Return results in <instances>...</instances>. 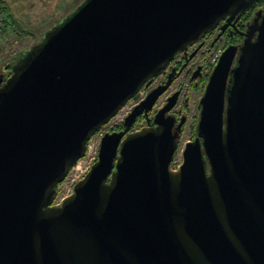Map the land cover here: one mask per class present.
I'll use <instances>...</instances> for the list:
<instances>
[{
    "label": "water",
    "instance_id": "water-1",
    "mask_svg": "<svg viewBox=\"0 0 264 264\" xmlns=\"http://www.w3.org/2000/svg\"><path fill=\"white\" fill-rule=\"evenodd\" d=\"M254 0H84L0 75V264H264V11L228 46L196 135L158 110L162 88L106 132L71 194L57 186L101 130L176 54ZM250 33V34H249ZM192 54L191 56H193ZM169 83V82H168Z\"/></svg>",
    "mask_w": 264,
    "mask_h": 264
},
{
    "label": "flooded vegetation",
    "instance_id": "flooded-vegetation-1",
    "mask_svg": "<svg viewBox=\"0 0 264 264\" xmlns=\"http://www.w3.org/2000/svg\"><path fill=\"white\" fill-rule=\"evenodd\" d=\"M260 2L261 0H254L250 7L240 10L233 18L229 19V16H227L226 18L222 19L216 28L207 32L199 42L189 45L186 49L177 53L173 61L160 75L151 78L141 88L139 92H142L143 97L135 105L134 103L132 104L131 109H129L127 115L124 117L123 122L118 124L117 127L110 132L124 130L126 127L124 124L125 119L132 112L134 107L146 100L152 91L162 88L168 84L163 89L162 93L156 98L151 109H149L147 112L145 109L140 111L128 132H133L146 126H154L153 119L158 110L164 107L176 92H179L176 103L168 114H172L175 117V126H177L182 120V117L185 116V121L180 132L181 137V135L185 132L186 124L189 120V111L191 105L190 94L191 92L197 90V88L203 89L204 92L211 71L218 61L217 59L215 63H211V55L215 54L218 50H220V54H222V52L228 46H236V57L234 59L233 65L236 64V61L240 55V48L244 44L246 38V33L251 31L253 40H255L257 37L258 31L255 29V26L257 21L260 20V11H264V2ZM192 54L194 55L191 56ZM0 75L6 79L10 75V70L4 68L0 71ZM139 92L133 98L137 97ZM202 94L203 93H201V96ZM200 98L197 104L198 119L200 114ZM131 100L132 99H130L128 103ZM197 122L195 123V131ZM194 137L195 136H193L191 139ZM95 159H98V155ZM181 162H179V164ZM179 164H177L176 167L173 166V168H177Z\"/></svg>",
    "mask_w": 264,
    "mask_h": 264
},
{
    "label": "rangeland",
    "instance_id": "rangeland-1",
    "mask_svg": "<svg viewBox=\"0 0 264 264\" xmlns=\"http://www.w3.org/2000/svg\"><path fill=\"white\" fill-rule=\"evenodd\" d=\"M11 10L12 17L2 14L4 31L0 34V71L13 60H21L24 51H28L34 44L39 43L45 33L57 23H60L70 12L79 6L84 0H4ZM4 67V68H3ZM203 93L198 89L190 94L189 120L185 132L181 135L179 148L176 151L173 166L176 167L182 161V151L185 143L195 136V123L197 122V104ZM139 97L132 100L96 132L90 139L84 157L78 162V168H72L66 179L60 183L56 202L73 191L74 184L83 177L97 158L101 138L106 132H110L122 123L132 104ZM77 169V170H76Z\"/></svg>",
    "mask_w": 264,
    "mask_h": 264
},
{
    "label": "built area",
    "instance_id": "built-area-1",
    "mask_svg": "<svg viewBox=\"0 0 264 264\" xmlns=\"http://www.w3.org/2000/svg\"><path fill=\"white\" fill-rule=\"evenodd\" d=\"M4 31V22H3V18H2V14L0 13V34H2ZM220 50H218L215 54H212L211 55V58H210V62L211 63H215L216 60L219 58L220 56ZM138 97L140 96V98H138V100H136L134 102V105L143 97V94L142 92H139V94L137 95ZM56 203H59V202H56Z\"/></svg>",
    "mask_w": 264,
    "mask_h": 264
},
{
    "label": "trees",
    "instance_id": "trees-1",
    "mask_svg": "<svg viewBox=\"0 0 264 264\" xmlns=\"http://www.w3.org/2000/svg\"><path fill=\"white\" fill-rule=\"evenodd\" d=\"M264 2V0H261L260 3ZM0 13L4 14L5 16H8V17H12V14H11V10L9 8V6L7 5V3L4 1V0H0ZM50 30V29H49ZM48 30V31H49ZM47 31V32H48ZM93 137V136H92ZM89 144V143H88ZM60 185V184H59ZM59 185L57 186V189L59 187ZM56 199V198H55Z\"/></svg>",
    "mask_w": 264,
    "mask_h": 264
},
{
    "label": "bare ground",
    "instance_id": "bare-ground-1",
    "mask_svg": "<svg viewBox=\"0 0 264 264\" xmlns=\"http://www.w3.org/2000/svg\"><path fill=\"white\" fill-rule=\"evenodd\" d=\"M81 159H82V158H81ZM81 159H80V160H81ZM80 160H79V161H80ZM79 161H78V162H79ZM73 168H78V163H77ZM71 170H72V169H71ZM76 170H77V169H76Z\"/></svg>",
    "mask_w": 264,
    "mask_h": 264
},
{
    "label": "crops",
    "instance_id": "crops-1",
    "mask_svg": "<svg viewBox=\"0 0 264 264\" xmlns=\"http://www.w3.org/2000/svg\"><path fill=\"white\" fill-rule=\"evenodd\" d=\"M4 68V67H3Z\"/></svg>",
    "mask_w": 264,
    "mask_h": 264
}]
</instances>
